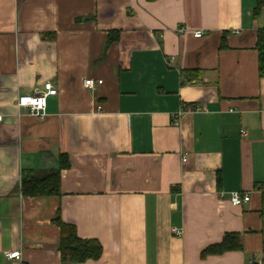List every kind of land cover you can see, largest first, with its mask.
<instances>
[{
    "label": "crops",
    "instance_id": "0c3cea01",
    "mask_svg": "<svg viewBox=\"0 0 264 264\" xmlns=\"http://www.w3.org/2000/svg\"><path fill=\"white\" fill-rule=\"evenodd\" d=\"M257 3L0 0V264H63L59 210L103 246L81 264H264ZM46 83L44 119L17 107ZM58 171L59 196L22 195L23 177ZM227 234L242 251L201 258Z\"/></svg>",
    "mask_w": 264,
    "mask_h": 264
},
{
    "label": "trees",
    "instance_id": "16d2710c",
    "mask_svg": "<svg viewBox=\"0 0 264 264\" xmlns=\"http://www.w3.org/2000/svg\"><path fill=\"white\" fill-rule=\"evenodd\" d=\"M156 1V0H148ZM264 9V0H258L254 11L257 16ZM119 39L118 32L109 34L108 44H112ZM256 49L258 52L259 77L264 79V29L259 30L257 35ZM60 169L70 168V159L67 155L59 156ZM61 175L60 171L52 172L43 176L26 175L21 182V192L29 197H51L60 195ZM264 198V193H263ZM60 210L57 212L55 223L60 229L59 251L63 264H81L89 260H99L103 255V246L98 240L81 239L75 226L64 223L61 219ZM240 235L227 234L222 242L209 246L201 253V258L208 256L223 255L227 252L242 251Z\"/></svg>",
    "mask_w": 264,
    "mask_h": 264
},
{
    "label": "built area",
    "instance_id": "2783aa9c",
    "mask_svg": "<svg viewBox=\"0 0 264 264\" xmlns=\"http://www.w3.org/2000/svg\"><path fill=\"white\" fill-rule=\"evenodd\" d=\"M185 32L184 29H181V33ZM204 36L203 31H196L194 33L195 38H202ZM98 84H102V81H99ZM84 86L88 89H95L96 83L92 79H87L84 81ZM58 94V91L53 87L51 83H46L44 86V90L42 92H39L31 97H22L19 98L17 101V107L19 109H27L29 114L38 118V119H44L46 117V109H47V102L48 98L52 96H56ZM194 110H200L198 107H195ZM4 117L0 115V123L3 122ZM243 136H246V131H241ZM184 161H187V158L184 159ZM223 196V195H221ZM229 201L230 203L235 207H240L245 203H249L251 201V196L247 193H243L241 191H234L229 194ZM173 233L181 237L183 234L182 230L175 229L173 230ZM7 258L10 261V264H24L23 263V257L21 251H11L6 253ZM248 264H262L260 261L256 262L254 260H251L248 262Z\"/></svg>",
    "mask_w": 264,
    "mask_h": 264
}]
</instances>
